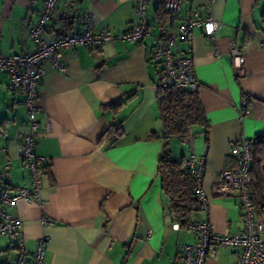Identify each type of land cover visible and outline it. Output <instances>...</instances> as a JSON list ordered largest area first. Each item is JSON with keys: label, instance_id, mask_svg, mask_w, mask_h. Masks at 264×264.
Returning <instances> with one entry per match:
<instances>
[{"label": "crops", "instance_id": "1", "mask_svg": "<svg viewBox=\"0 0 264 264\" xmlns=\"http://www.w3.org/2000/svg\"><path fill=\"white\" fill-rule=\"evenodd\" d=\"M135 1L79 0L70 4V0H58L48 28L82 31L81 18L87 12L94 30L124 32L135 23ZM42 4L43 0H0V55L32 50L26 26L36 20ZM162 5L163 0L147 3L150 36L140 42L116 39L101 47L63 49L64 69L45 60L35 139L36 152L49 158L39 190L41 203L19 200L9 208L22 222L28 262L40 238L46 240L43 264H182L179 245L195 243L192 233L171 218L156 173L160 140L153 135L161 130L157 105L160 68L151 60L152 36L163 25L175 30L178 24L159 21ZM262 10L264 0H213L211 4L184 0L180 11L183 21L193 11L219 21L215 41L195 29L188 39L176 43V50L192 57L196 91L208 125L196 130L202 141L195 143V134H191L170 143L177 160L190 152L195 160L206 155L203 188L209 210L207 214L198 211L195 218L204 220L208 215L217 234L244 226L239 198L212 193L218 173L234 166L230 144L242 136L253 140L264 134ZM230 40L243 50L242 76L233 69ZM8 81V75L0 71V179L9 158L15 191L30 186L18 153L26 131V108L23 96L11 91ZM117 130L120 134H115ZM110 132L111 141L105 135ZM261 159L264 157L253 164L257 183L251 190L257 214L264 215L259 210L264 203ZM42 217L51 223L42 224ZM237 253V248L212 245L204 264H236ZM15 254L11 238H0V264H12Z\"/></svg>", "mask_w": 264, "mask_h": 264}, {"label": "built area", "instance_id": "2", "mask_svg": "<svg viewBox=\"0 0 264 264\" xmlns=\"http://www.w3.org/2000/svg\"><path fill=\"white\" fill-rule=\"evenodd\" d=\"M58 0H43L42 8L36 20L26 26L28 35L33 42L30 51L12 52L0 55V71L8 75V87L11 91L23 96L26 108V131L18 144L19 158L23 169L29 176V187H19L15 191L10 183L11 161L8 158L3 166L0 179V238L14 239L12 246L16 250L12 264H43L46 251V240L40 238L28 262L29 250L24 236L20 231L22 222L14 216L9 208L16 206L19 200L28 202L40 201L39 190L41 180L46 173L49 158L36 152V136L39 131L37 114L42 111L38 102V88L45 75L44 62L64 69L61 62V51L75 48L77 45L101 47L108 41L120 39L129 42H140L150 36L147 15V3L150 0H136L134 6L135 23L130 30L124 32H109L104 29L94 30L89 14L85 12L81 18L84 25L82 31L63 32L48 28L52 20ZM213 0H208L211 4ZM79 0H70L77 4ZM184 0H163L165 21L173 24L178 22L176 29L161 26L157 35L152 36L153 48L151 60L159 65V88H175L179 90L196 91L198 83L195 79L192 57L175 49L178 40H186L195 29L202 31L204 36L215 41V30L219 21L210 15H201L193 11L187 20H180V11ZM232 66L238 76L244 73V53L235 40L228 42ZM243 106L246 101L241 103ZM46 132L50 130V122L46 117ZM5 152L6 150L3 149ZM230 156L234 159L232 168L222 169L218 173L219 182L212 187V193L218 196H237L240 201V211L243 229L228 234H217L209 221L191 218L186 228L195 238L194 244H180L179 251L182 264H204L206 255L213 246H227L238 249L236 264H264V215L256 212L252 196V186L257 183L252 175L253 148L250 140L243 136L231 142ZM206 155L195 160L194 154L185 158V172L195 181V193L199 211L208 213L209 200L204 185ZM264 212V203L259 206ZM174 223V213L168 210ZM42 224H50L49 219L41 218ZM150 232H148V236ZM112 244V242H110Z\"/></svg>", "mask_w": 264, "mask_h": 264}, {"label": "trees", "instance_id": "3", "mask_svg": "<svg viewBox=\"0 0 264 264\" xmlns=\"http://www.w3.org/2000/svg\"><path fill=\"white\" fill-rule=\"evenodd\" d=\"M158 18L165 21L164 7L158 9ZM259 29L264 32V10L260 15ZM115 103H110L112 106ZM159 109L160 133L154 137L160 140V152L156 163V173L160 178L162 194L168 204V210L174 213L175 221L185 227L199 211L195 193L194 178L185 172V158L177 160L172 155L170 143L174 139L182 140L194 135L196 126L206 127L207 119L197 91L179 90L175 88L161 89L157 93ZM205 140L208 142L207 131ZM115 134H120L117 130ZM110 141L113 134H105ZM253 148V164L264 157V134L250 140Z\"/></svg>", "mask_w": 264, "mask_h": 264}, {"label": "rangeland", "instance_id": "4", "mask_svg": "<svg viewBox=\"0 0 264 264\" xmlns=\"http://www.w3.org/2000/svg\"><path fill=\"white\" fill-rule=\"evenodd\" d=\"M198 128H199V126H196L195 128H194V133H195V138H194V141H195V143L198 141V140H203V137H202V134L201 133H196L197 131L196 130H198ZM174 142H175V139H174ZM185 148H188V144H186L185 146H184ZM261 164H264V160H260L259 161V165L261 166ZM254 186V185H253ZM253 186H252V188H253ZM255 186H256V184H255Z\"/></svg>", "mask_w": 264, "mask_h": 264}, {"label": "water", "instance_id": "5", "mask_svg": "<svg viewBox=\"0 0 264 264\" xmlns=\"http://www.w3.org/2000/svg\"><path fill=\"white\" fill-rule=\"evenodd\" d=\"M11 241H12V243H13L14 239H11Z\"/></svg>", "mask_w": 264, "mask_h": 264}]
</instances>
